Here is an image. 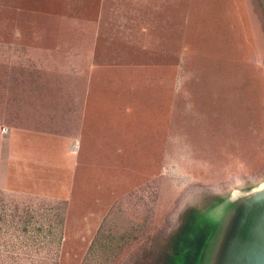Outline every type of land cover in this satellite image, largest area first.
I'll list each match as a JSON object with an SVG mask.
<instances>
[{"label":"rangeland","instance_id":"374dc122","mask_svg":"<svg viewBox=\"0 0 264 264\" xmlns=\"http://www.w3.org/2000/svg\"><path fill=\"white\" fill-rule=\"evenodd\" d=\"M261 181L264 0H0V264H264Z\"/></svg>","mask_w":264,"mask_h":264},{"label":"trees","instance_id":"16d2710c","mask_svg":"<svg viewBox=\"0 0 264 264\" xmlns=\"http://www.w3.org/2000/svg\"><path fill=\"white\" fill-rule=\"evenodd\" d=\"M241 207L246 210L248 208V206L244 204H242ZM241 227H242L241 223H236L234 227L235 233L238 234ZM186 228H189L188 230L189 233L191 232V230H193V235H194L193 237L187 240L186 242L187 248L182 245H179L180 242L177 241L174 247L175 249L169 254L168 253L164 254V256L162 257L163 261L161 264H206V263L211 264L213 257H215L214 264H234V258H233L234 252L229 247L230 241L232 240L230 236L224 234L222 239V244L214 256V254L213 255L211 253L208 254L204 250L205 242L207 241L208 238H212L211 232L213 233L215 232L213 230L214 227L208 228L206 225L204 226L200 225L198 228L196 224H192L189 222L186 225ZM233 238L234 241H231V244L237 245L238 244L237 242H240V239L236 240L235 237ZM202 245H203V249H202Z\"/></svg>","mask_w":264,"mask_h":264},{"label":"bare ground","instance_id":"6f19581e","mask_svg":"<svg viewBox=\"0 0 264 264\" xmlns=\"http://www.w3.org/2000/svg\"><path fill=\"white\" fill-rule=\"evenodd\" d=\"M250 193L255 197V199L264 198V181H261L256 186L250 189Z\"/></svg>","mask_w":264,"mask_h":264},{"label":"water","instance_id":"95a60500","mask_svg":"<svg viewBox=\"0 0 264 264\" xmlns=\"http://www.w3.org/2000/svg\"><path fill=\"white\" fill-rule=\"evenodd\" d=\"M75 144H76V142L74 143V145H73V147L75 146ZM255 198V197H254ZM262 199H264V198H262ZM256 200H258V199H256ZM245 205V204H244Z\"/></svg>","mask_w":264,"mask_h":264},{"label":"crops","instance_id":"0c3cea01","mask_svg":"<svg viewBox=\"0 0 264 264\" xmlns=\"http://www.w3.org/2000/svg\"><path fill=\"white\" fill-rule=\"evenodd\" d=\"M75 143V142H74ZM76 145L73 147V149H75Z\"/></svg>","mask_w":264,"mask_h":264}]
</instances>
